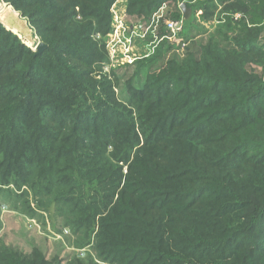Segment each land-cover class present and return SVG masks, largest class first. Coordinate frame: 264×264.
Wrapping results in <instances>:
<instances>
[{"label": "trees", "instance_id": "obj_1", "mask_svg": "<svg viewBox=\"0 0 264 264\" xmlns=\"http://www.w3.org/2000/svg\"><path fill=\"white\" fill-rule=\"evenodd\" d=\"M5 1L45 48L0 24V185L114 264H264V39L247 27L264 0H127L145 23L180 2L192 21L241 14L183 51L157 18L154 51L99 76L116 0ZM48 263L0 245V264Z\"/></svg>", "mask_w": 264, "mask_h": 264}, {"label": "rangeland", "instance_id": "obj_2", "mask_svg": "<svg viewBox=\"0 0 264 264\" xmlns=\"http://www.w3.org/2000/svg\"><path fill=\"white\" fill-rule=\"evenodd\" d=\"M167 7V4H164V7L161 5L152 14H156L161 19L159 23L163 24V28L165 21L172 20L165 17ZM127 11V0H116L110 8V31L104 36L95 35L97 40L101 39L105 43L107 54V61L100 64V70L96 72L97 76L100 72L102 74L109 72L110 69L131 62L133 59L148 56L162 40L154 33L152 19L145 25L142 21L143 17L127 14ZM217 12L218 14L210 21H198L197 18L196 21L188 20L191 14L187 19L182 18L180 30L167 38L170 42L175 41L176 44L182 41L184 44L182 43L180 50L183 51L185 49L183 46L187 47L191 41L207 39L208 33L219 22H224L226 17L239 20L241 14L240 12H224L221 7ZM247 18V27L251 29L252 34L257 32L258 37L264 39V16ZM0 24L16 34L33 51L37 43L41 42L27 20L5 0H0ZM239 34L236 31L229 37L235 38ZM121 88V85L116 84L117 93ZM10 191L16 194L25 191L27 198L24 196L21 200H15ZM26 199L35 211L31 215L22 210L27 208L23 206ZM36 201L33 193L25 186L15 190L11 185L9 187L0 185V245L6 249L16 250L26 257H30L37 251L49 262L48 264H114L104 258L102 250L97 247L98 241L95 240L94 234L89 238L81 233L72 232L63 224L60 217L53 214V210L38 208ZM38 203L40 205V202ZM84 241H87V244H84Z\"/></svg>", "mask_w": 264, "mask_h": 264}, {"label": "built area", "instance_id": "obj_3", "mask_svg": "<svg viewBox=\"0 0 264 264\" xmlns=\"http://www.w3.org/2000/svg\"><path fill=\"white\" fill-rule=\"evenodd\" d=\"M196 1H198V0H191V2H196ZM182 3L180 2L179 6H181ZM199 12L200 11H198V13ZM157 18H159V17L156 14L152 15V21H154L153 30L155 29V26H157L159 24ZM143 23L145 25L148 24V23H145V22H143ZM181 25H182V18L179 19V20H167V21H165L164 27H165V29H167L170 32V34L174 35L175 32H178L180 30Z\"/></svg>", "mask_w": 264, "mask_h": 264}, {"label": "water", "instance_id": "obj_4", "mask_svg": "<svg viewBox=\"0 0 264 264\" xmlns=\"http://www.w3.org/2000/svg\"><path fill=\"white\" fill-rule=\"evenodd\" d=\"M181 10L183 13V18L187 19L191 14V9L186 7L185 3L181 4ZM45 48V45L42 42H38L36 48L34 49L36 53L41 52Z\"/></svg>", "mask_w": 264, "mask_h": 264}, {"label": "bare ground", "instance_id": "obj_5", "mask_svg": "<svg viewBox=\"0 0 264 264\" xmlns=\"http://www.w3.org/2000/svg\"><path fill=\"white\" fill-rule=\"evenodd\" d=\"M11 11V10H10ZM12 29H14V27H12ZM15 30V29H14ZM16 31H17V29H16Z\"/></svg>", "mask_w": 264, "mask_h": 264}]
</instances>
